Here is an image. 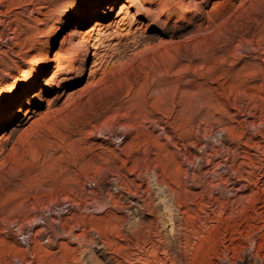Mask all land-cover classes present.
I'll return each instance as SVG.
<instances>
[{"label": "rangeland", "instance_id": "374dc122", "mask_svg": "<svg viewBox=\"0 0 264 264\" xmlns=\"http://www.w3.org/2000/svg\"><path fill=\"white\" fill-rule=\"evenodd\" d=\"M76 4L0 0V92L41 84L0 127V264H116L148 255L150 227L178 264H207L264 205V0ZM260 232L212 264H264Z\"/></svg>", "mask_w": 264, "mask_h": 264}, {"label": "bare ground", "instance_id": "6f19581e", "mask_svg": "<svg viewBox=\"0 0 264 264\" xmlns=\"http://www.w3.org/2000/svg\"><path fill=\"white\" fill-rule=\"evenodd\" d=\"M93 45H94V50H95V52H94V56H96L97 54H98V52H96V50H97V48H98V45L97 44H95V43H93ZM84 61H86V60H88L89 59V53L86 51L85 52V54H84ZM98 64V63H97ZM97 64H96V66H97ZM84 71H85V68L82 66V69H81V72H80V76H79V78L83 75V73H84ZM38 76H40V74L38 75ZM7 121V120H6ZM5 121V122H6ZM263 123V122H262ZM261 125V124H260ZM264 126V125H263ZM256 129V128H255ZM258 134L260 133V137H261V141H263L264 142V130H259V132H257ZM124 135V134H123ZM122 134L121 135H118V134H113V138H118V136H119V138H121V136H123ZM124 137V136H123ZM229 138V137H228ZM259 146V145H258ZM261 147H263L264 148V144H262V145H260ZM259 146V147H260ZM257 147V146H256ZM258 148V147H257ZM256 149V148H255ZM262 149V148H261ZM260 150V149H259ZM264 150V149H263ZM241 170V169H240ZM89 182V181H88ZM93 182H94V180H93ZM92 182V180H91V182L90 183H88L89 185L88 186H90V184L92 185V184H94ZM107 183L108 184H110V185H112V186H114V187H119L120 185V180H118L116 177L115 178H111L110 180H108L107 181ZM250 183V182H249ZM156 186V185H155ZM255 187V186H254ZM109 189V188H108ZM256 189V188H255ZM261 190V189H260ZM263 190V189H262ZM257 191L258 190H256V193H257ZM261 192H263V191H261ZM97 193V192H96ZM95 193V194H96ZM131 193H132V191H131ZM254 193H255V191H254ZM253 193V194H254ZM133 194H134V192H133ZM129 195H130V192H129ZM128 195V196H129ZM160 195V194H159ZM99 197V196H98ZM130 197V196H129ZM259 197V196H258ZM69 199V198H68ZM67 199V201H64V203L62 204V205H60V206H62V207H60V206H58V204L56 203H54L55 205V207H56V212L59 214L60 213V215H63V214H70L71 213V211H72V209H73V207H74V205L76 204H74V202L70 199V200H68ZM110 199H111V196H108L106 199H103V200H99V201H97V205L96 206H99L100 208H102L101 209V211H104L105 210V208H106V206H108L107 205V203H111V201H110ZM64 200H66V199H64ZM115 200V199H114ZM258 199H257V197L256 196H254V198L252 199V201H251V203L253 204L254 203V205L256 204V202H258L257 201ZM165 202V201H164ZM96 203V202H95ZM133 203V202H132ZM60 204V203H59ZM146 204V203H145ZM148 204L150 205V203L148 202ZM263 204V203H262ZM52 205V204H51ZM261 205V204H260ZM53 206V207H54ZM58 206V207H57ZM140 206V205H139ZM250 206V205H249ZM249 206H247V207H245V216H244V218H243V224H244V229H243V231H245V232H242V234L240 233L241 231H239L238 233V235L235 237L234 235H231L230 233V231H228V232H230L229 234H230V237L229 238H227L228 240V243L226 244H221L222 246H220L219 245V243H221L220 241H219V243H216V244H214V245H209V248H207L208 250H207V252H206V257H205V259H203V261H205L207 264H212V260L214 259V258H221L222 256L223 257H227V253L228 252H231V254L232 255H229V256H234L236 253V255L238 256V254H239V252H240V250H241V248H243V242H242V240H245V239H248V238H250L251 237V235H253V233H255V231H257V230H261V229H264V205H261V206H257V208H253L252 209V213L250 214V212H248L247 211V209L249 210L250 208H249ZM256 206V205H255ZM141 208V207H140ZM43 209H45V208H43ZM47 209H49V208H47ZM85 209V208H84ZM94 209H95V207H94ZM42 210V209H41ZM251 210V209H250ZM46 211H48V210H46ZM51 211V210H50ZM100 211V210H99ZM169 212V211H168ZM138 213V212H137ZM53 214L54 215H56V213H54L53 212ZM141 214V213H140ZM172 214V213H171ZM131 216V215H130ZM167 216V215H166ZM40 217V216H39ZM56 217V216H55ZM132 217V216H131ZM218 217V216H217ZM36 219H39L38 217L36 218ZM36 219H34V220H36ZM159 219V218H158ZM161 219V218H160ZM171 219V218H170ZM219 219V218H218ZM217 219V220H218ZM240 219V218H239ZM46 221H47V219H45ZM51 220L52 221H54L55 220V218H51ZM151 220V219H150ZM153 220V219H152ZM32 221V220H31ZM38 221V220H37ZM37 221H35V222H37ZM159 221V220H158ZM171 221V220H170ZM221 221V220H220ZM234 222L236 221V220H233ZM150 222V221H149ZM154 222H155V220H154ZM168 222H169V220H168ZM205 222V221H204ZM240 222V221H239ZM239 222L237 223L236 222V224H239ZM240 222V223H241ZM147 223H148V221H147ZM171 223H173V222H171ZM46 224V223H45ZM143 224V223H142ZM162 224V223H161ZM169 224V223H168ZM210 224V223H209ZM139 225H141L140 223H139ZM147 225V224H146ZM152 225V224H151ZM200 225V224H199ZM240 226V225H239ZM138 227V226H137ZM143 227V226H142ZM206 227V226H205ZM215 227V226H214ZM229 227L230 228H232L231 226H230V224H229ZM238 227V226H237ZM126 228V227H125ZM171 228V227H170ZM220 228V227H219ZM49 229V228H48ZM133 229V228H132ZM173 228H171V230H172ZM233 229V228H232ZM147 230V229H146ZM151 227H150V229H149V231L147 232V235L143 238V239H141L142 241H143V245H146L147 246V254L148 255H144L143 253L140 255V250H138L137 249V251L135 250V251H132V250H130V251H128V252H125L124 251V254H123V256L121 255L120 256V259L119 258H116V256L114 257V256H111L112 257V259H113V261L114 262H116V264H124V261H126V262H128V263H130V264H176V262H177V264H178V260L177 259H179V258H177V256L178 257H180V255H182V254H179V255H171L172 253H170V250H171V246H170V244H166V242L164 241V240H159L160 241V243L162 242L163 243V245H164V248L165 249H163L162 251H161V249L159 248V246L161 245H157L156 244V240H154L153 238H151V234H152V232L154 233V230L151 232ZM217 230V229H216ZM225 230V229H224ZM230 230V229H229ZM236 230H238V229H236ZM124 231H125V229H124ZM133 231V230H132ZM162 231V230H161ZM173 232V231H172ZM225 232V231H224ZM235 232V231H234ZM133 233V232H132ZM134 233H136L135 231H134ZM158 233H160V232H158ZM168 233V232H167ZM261 233V232H260ZM140 234V233H139ZM145 234V233H144ZM143 234V235H144ZM161 234V233H160ZM159 234V235H160ZM163 234V233H162ZM210 234V233H209ZM217 234H219V233H217ZM42 235V234H41ZM156 235V234H155ZM180 235V234H179ZM223 235V234H222ZM264 236V232H262L261 233V236ZM219 236V235H218ZM229 236V235H228ZM255 236V235H254ZM259 236V235H258ZM262 236V237H263ZM49 237V236H48ZM77 237V236H76ZM132 237V236H131ZM141 237V236H140ZM154 237V236H153ZM162 237V236H161ZM216 237V236H215ZM226 237V236H225ZM224 237V238H225ZM47 238V237H46ZM135 238V237H134ZM163 238V237H162ZM221 238H222V236H221ZM220 238V239H221ZM158 239V238H157ZM216 239V238H215ZM252 239H254V238H252ZM262 239V238H261ZM46 240V239H45ZM47 240H49V239H47ZM46 240V241H47ZM140 240V239H139ZM140 240V241H141ZM180 240V239H179ZM185 240V239H184ZM186 240H187V237H186ZM212 240H214V239H212ZM218 240V239H217ZM127 241V240H126ZM224 241V240H223ZM260 241V240H259ZM145 242V243H144ZM158 242V241H157ZM213 242V241H212ZM184 243V242H183ZM135 244L137 245V246H139V249H141L142 248V246L139 244V241L138 240H136L135 241ZM134 244V245H135ZM180 245V244H179ZM208 245V244H207ZM259 245V244H258ZM183 246V245H182ZM189 247V246H188ZM123 248V247H122ZM185 248V247H184ZM127 249V248H126ZM123 250H124V248H123ZM107 251V250H106ZM142 251V250H141ZM30 252V251H29ZM115 252V251H114ZM203 252V251H202ZM205 252V251H204ZM102 253V252H101ZM100 253V254H101ZM110 253V252H109ZM160 253H163L164 255H166L165 257L163 256V258L162 257H159V254ZM181 253H182V251H181ZM197 253V252H196ZM31 254H33V253H31ZM121 254H122V252H121ZM204 254V253H203ZM203 254H202V256H203ZM34 255V254H33ZM145 257H144V256ZM197 255V254H196ZM235 255V256H236ZM183 256V255H182ZM193 256H195V254L193 255ZM240 256V255H239ZM238 256V257H239ZM34 257V256H33ZM188 257V256H187ZM18 258V257H17ZM177 258V259H176ZM181 258V257H180ZM184 258V257H183ZM199 258V257H198ZM200 258H201V256H200ZM200 258L198 259L199 261H198V263L200 262ZM236 258V257H235ZM32 259V258H31ZM26 260V261H24V264H32V262H33V260ZM109 259V258H108ZM186 259V258H185ZM195 259H197V258H195ZM22 260H24V259H22ZM180 260V259H179ZM18 261H19V259H18ZM17 261V262H18ZM167 261H168V263H167ZM180 261H182V260H180ZM111 262V261H110ZM183 262H185V261H183ZM186 262H187V259H186ZM190 262H191V260H190ZM189 262V263H190ZM204 262V263H205ZM22 263V262H21ZM21 263H18V264H21ZM192 263V262H191ZM194 263V262H193ZM217 263V262H216ZM215 263V264H216ZM179 264H181L180 262H179ZM186 264V263H185ZM188 264V263H187ZM195 264H197V263H195ZM199 264H201V263H199Z\"/></svg>", "mask_w": 264, "mask_h": 264}, {"label": "snow or ice", "instance_id": "6c2138e0", "mask_svg": "<svg viewBox=\"0 0 264 264\" xmlns=\"http://www.w3.org/2000/svg\"><path fill=\"white\" fill-rule=\"evenodd\" d=\"M105 6V0H77L76 8L80 9L85 18L94 17ZM39 71V69H37ZM11 83V81H8ZM39 77L35 74L28 81L17 82L15 87L7 92H0V127L15 114L17 107L27 106L25 101L35 102L34 93L40 87Z\"/></svg>", "mask_w": 264, "mask_h": 264}, {"label": "built area", "instance_id": "2783aa9c", "mask_svg": "<svg viewBox=\"0 0 264 264\" xmlns=\"http://www.w3.org/2000/svg\"><path fill=\"white\" fill-rule=\"evenodd\" d=\"M17 236L19 238V241L21 244H24V247H27L31 244V238L29 237L28 233H23V232H17Z\"/></svg>", "mask_w": 264, "mask_h": 264}]
</instances>
